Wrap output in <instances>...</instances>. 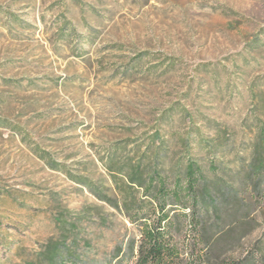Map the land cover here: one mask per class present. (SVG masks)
<instances>
[{
    "label": "rangeland",
    "instance_id": "rangeland-1",
    "mask_svg": "<svg viewBox=\"0 0 264 264\" xmlns=\"http://www.w3.org/2000/svg\"><path fill=\"white\" fill-rule=\"evenodd\" d=\"M139 161L200 166L207 264H264V0H0V264H116L91 186Z\"/></svg>",
    "mask_w": 264,
    "mask_h": 264
},
{
    "label": "trees",
    "instance_id": "trees-1",
    "mask_svg": "<svg viewBox=\"0 0 264 264\" xmlns=\"http://www.w3.org/2000/svg\"><path fill=\"white\" fill-rule=\"evenodd\" d=\"M125 167L110 169L118 198L105 194L102 185H90L101 200L122 211L136 231L116 264H207L210 208L198 197L200 166L188 161L172 178L155 163ZM259 169L264 174V162Z\"/></svg>",
    "mask_w": 264,
    "mask_h": 264
}]
</instances>
